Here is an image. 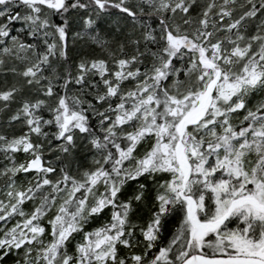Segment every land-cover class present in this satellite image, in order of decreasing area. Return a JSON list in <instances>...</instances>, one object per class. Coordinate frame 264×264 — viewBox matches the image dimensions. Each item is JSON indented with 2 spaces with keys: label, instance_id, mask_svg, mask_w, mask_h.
<instances>
[{
  "label": "snow or ice",
  "instance_id": "snow-or-ice-1",
  "mask_svg": "<svg viewBox=\"0 0 264 264\" xmlns=\"http://www.w3.org/2000/svg\"><path fill=\"white\" fill-rule=\"evenodd\" d=\"M9 260L264 264V0H0Z\"/></svg>",
  "mask_w": 264,
  "mask_h": 264
},
{
  "label": "trees",
  "instance_id": "trees-1",
  "mask_svg": "<svg viewBox=\"0 0 264 264\" xmlns=\"http://www.w3.org/2000/svg\"><path fill=\"white\" fill-rule=\"evenodd\" d=\"M18 159H24V157L22 155H20L18 157ZM30 178V177H29ZM21 179H25L24 177H21ZM140 182H144L143 180H141ZM135 188V184L131 185L128 189V193L131 194L132 189ZM151 195L152 193H149V197H148V201L146 204L140 205L138 206V212L137 214L133 217L134 220H138L139 222L143 223L147 220L148 216L150 215L149 213V208H150V204H151ZM175 226V221H172L169 224V229H173ZM7 264H11V260H9L7 262Z\"/></svg>",
  "mask_w": 264,
  "mask_h": 264
}]
</instances>
